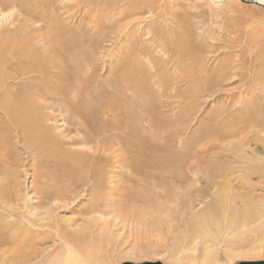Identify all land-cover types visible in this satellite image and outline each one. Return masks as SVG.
Wrapping results in <instances>:
<instances>
[{"label":"rangeland","instance_id":"rangeland-1","mask_svg":"<svg viewBox=\"0 0 264 264\" xmlns=\"http://www.w3.org/2000/svg\"><path fill=\"white\" fill-rule=\"evenodd\" d=\"M260 23L264 0H0V264L66 243L102 250L84 264H177L155 252L181 245L216 177L264 193L240 171L264 144Z\"/></svg>","mask_w":264,"mask_h":264},{"label":"bare ground","instance_id":"bare-ground-1","mask_svg":"<svg viewBox=\"0 0 264 264\" xmlns=\"http://www.w3.org/2000/svg\"><path fill=\"white\" fill-rule=\"evenodd\" d=\"M137 85L139 86L138 82L136 86ZM22 94L24 95L25 93L23 92ZM19 98L20 97H18L17 95V97H15L16 101L19 100ZM9 101H12L10 97H6L3 104L9 105V103H7ZM126 105L127 104H125V106ZM122 108H124V106ZM129 108L130 107H128L127 105L126 109L124 110L129 111ZM80 120H82V118ZM85 120H83V123L86 122ZM92 125L95 126L94 124ZM87 128L88 130L91 129L89 128V126ZM101 128L102 127L99 126L95 127V129L93 130L94 137L95 134L98 133L96 132L97 129L100 130ZM25 131L28 132L27 129ZM211 133L213 132L211 131ZM214 133L223 132H218L217 130H215ZM261 146L263 149L261 153L258 152L257 154L256 152H252L249 157L246 158L245 156V160H242L244 165L242 163L243 169L240 171H245V175L251 177L255 173L264 172V144ZM72 158L73 162H75L74 164L77 165L82 163L79 159L80 157L73 156ZM178 160L179 158H177V161ZM76 168L78 169V166ZM176 169L174 168V170ZM170 171L172 170L170 169ZM210 172L212 171H209V173ZM79 173L81 174L82 172H77L76 174ZM86 173L87 172H85L84 174L87 175ZM174 173L176 174L174 175ZM169 174L175 176L176 180L177 177L179 178L180 176H183V174L181 175L179 171L169 172ZM216 178L214 179L215 181L213 180L214 184L212 186L214 187V189L212 190V203L208 205L207 209H205L206 211L203 214L195 216L193 222L189 225L187 230H183L180 232L179 240L181 241V245L178 244L177 246H173L166 252H155V254H162V256H165L167 260H172L174 262H177V264H211L212 262L217 260L219 250H222L224 256L229 257L234 255L238 257L241 256L245 259L246 257L252 256L255 253L258 254L259 252H264V193L259 195L258 198L254 201L251 200V197L255 194V192L237 198L233 193L231 184L221 181L222 179L220 181L218 179L217 182ZM261 178L264 179V176H262ZM262 184V187H264V182L261 183V185ZM237 199H240V201H242V205L237 204ZM245 234H248L251 239L248 244H246V242H243V236ZM253 234L254 236H252ZM200 243L202 244V250L199 253H196L195 247H197V245ZM89 248L87 249V252L81 254L78 249L66 243L65 253H63V255L51 257L48 261H46L45 264H84V261L86 259H104L105 256L102 254L103 252L101 249H90L91 251H89Z\"/></svg>","mask_w":264,"mask_h":264},{"label":"water","instance_id":"water-1","mask_svg":"<svg viewBox=\"0 0 264 264\" xmlns=\"http://www.w3.org/2000/svg\"><path fill=\"white\" fill-rule=\"evenodd\" d=\"M120 264H164L160 261H142V262H131V261H124ZM234 264H264V259L261 260H240L235 262Z\"/></svg>","mask_w":264,"mask_h":264}]
</instances>
